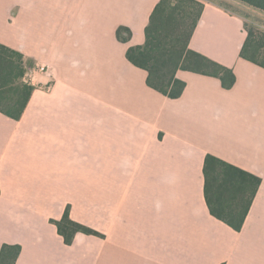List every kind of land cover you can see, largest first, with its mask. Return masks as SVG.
I'll use <instances>...</instances> for the list:
<instances>
[{
	"label": "crops",
	"instance_id": "obj_1",
	"mask_svg": "<svg viewBox=\"0 0 264 264\" xmlns=\"http://www.w3.org/2000/svg\"><path fill=\"white\" fill-rule=\"evenodd\" d=\"M197 1L188 49L235 82L178 70L170 99L126 58L159 0H0V44L34 87L19 120L0 113V248L20 246L15 264H264V68L240 57L264 12ZM207 154L261 180L239 232L209 213ZM66 207L97 235L66 245L51 223Z\"/></svg>",
	"mask_w": 264,
	"mask_h": 264
},
{
	"label": "trees",
	"instance_id": "obj_2",
	"mask_svg": "<svg viewBox=\"0 0 264 264\" xmlns=\"http://www.w3.org/2000/svg\"><path fill=\"white\" fill-rule=\"evenodd\" d=\"M238 1L264 12V0ZM202 9L203 5L196 0H159L145 27L144 44L127 49V60L147 72V85L170 99L179 98L185 88V83L176 78L178 70L217 77L226 89L235 82L231 69L188 49ZM188 16H193L190 31L185 36L184 46L176 50L173 39L178 37L175 35ZM245 29L247 38L240 57L264 68V63L255 58L264 45V37L255 41L254 29L249 25H245ZM130 36L128 28L119 27L116 31V37L121 42H128ZM33 89L25 80L23 56L0 44V113L19 120ZM203 177L204 199L210 215L239 232L261 183L260 178L210 154L204 158ZM51 223L66 245L72 243L76 233L97 235L92 229L73 222L69 218V207L65 208L60 220H51ZM20 250L19 245H2L0 264H15Z\"/></svg>",
	"mask_w": 264,
	"mask_h": 264
},
{
	"label": "rangeland",
	"instance_id": "obj_3",
	"mask_svg": "<svg viewBox=\"0 0 264 264\" xmlns=\"http://www.w3.org/2000/svg\"><path fill=\"white\" fill-rule=\"evenodd\" d=\"M197 2H199V1H197ZM199 3H201V2H199ZM192 17L193 16H190V17L188 16V19L186 20L185 24L182 27L181 26L179 27L177 35H175V37L176 36H178V37L173 39L172 44L174 45L176 50L177 49L180 50L184 46L185 36L190 31V27H191V23H192ZM256 29H258V28H256ZM261 37H264V33L261 32L259 29L255 30V34H254L253 39L255 41H259L261 39ZM255 58L258 62L264 63V45L259 49V52L257 53ZM205 70H207V69H205Z\"/></svg>",
	"mask_w": 264,
	"mask_h": 264
},
{
	"label": "built area",
	"instance_id": "obj_4",
	"mask_svg": "<svg viewBox=\"0 0 264 264\" xmlns=\"http://www.w3.org/2000/svg\"><path fill=\"white\" fill-rule=\"evenodd\" d=\"M259 30H260L261 32L264 33V26L259 27ZM43 70H44L43 67H40V68L38 69V71H40V72L43 71ZM25 80L31 84V82H30L29 80H27V79H25Z\"/></svg>",
	"mask_w": 264,
	"mask_h": 264
}]
</instances>
